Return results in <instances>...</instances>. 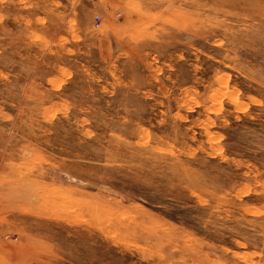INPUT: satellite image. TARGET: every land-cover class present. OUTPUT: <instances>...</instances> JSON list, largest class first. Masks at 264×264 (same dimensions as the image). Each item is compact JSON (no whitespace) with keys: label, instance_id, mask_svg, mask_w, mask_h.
<instances>
[{"label":"rangeland","instance_id":"374dc122","mask_svg":"<svg viewBox=\"0 0 264 264\" xmlns=\"http://www.w3.org/2000/svg\"><path fill=\"white\" fill-rule=\"evenodd\" d=\"M3 167L0 264H264V0H0Z\"/></svg>","mask_w":264,"mask_h":264},{"label":"bare ground","instance_id":"6f19581e","mask_svg":"<svg viewBox=\"0 0 264 264\" xmlns=\"http://www.w3.org/2000/svg\"><path fill=\"white\" fill-rule=\"evenodd\" d=\"M24 175L14 167H3L0 170V218L6 219L9 213L14 211V205H30V196L26 185L28 180H25ZM4 264L21 263L12 259L11 262Z\"/></svg>","mask_w":264,"mask_h":264},{"label":"built area","instance_id":"2783aa9c","mask_svg":"<svg viewBox=\"0 0 264 264\" xmlns=\"http://www.w3.org/2000/svg\"><path fill=\"white\" fill-rule=\"evenodd\" d=\"M94 23H95V26L98 27V25L100 24V18L99 17L96 18L95 21H94Z\"/></svg>","mask_w":264,"mask_h":264}]
</instances>
